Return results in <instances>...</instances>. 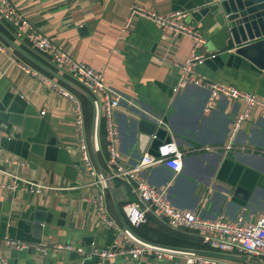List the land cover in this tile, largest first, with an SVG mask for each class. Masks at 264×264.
I'll return each instance as SVG.
<instances>
[{
  "label": "crops",
  "instance_id": "crops-1",
  "mask_svg": "<svg viewBox=\"0 0 264 264\" xmlns=\"http://www.w3.org/2000/svg\"><path fill=\"white\" fill-rule=\"evenodd\" d=\"M10 1L31 28L72 60L103 70L104 81L119 98L113 120L126 166L135 165L143 153L154 154L162 142L173 141L182 152L178 172L156 165L141 173L148 185L165 190L172 207L196 211L205 195L200 214L206 218L221 214L229 220L264 218V117L253 111L236 132L231 147L224 149L241 104L223 96L210 100L207 87L201 85L188 83L172 92L180 64L190 53V40L162 31L141 17H134L121 31L132 3L159 14L185 10L182 22L198 30L203 40L196 52L205 57L194 67L195 72L209 82L233 86L264 100V70L227 48L220 25L204 11L203 0ZM0 26L10 38L0 31L5 37L60 77L38 69L0 40L5 47L0 49V252L6 264H95L73 250L51 248L67 244L87 252L108 247L113 236L85 200L96 195L98 185L79 165L73 105L51 85L77 99L90 158L96 172L104 174L101 98L86 92L72 75L54 65L49 54L38 53L26 39L15 38L10 25L0 20ZM23 65L47 81L25 73ZM93 135L97 150L91 144ZM21 180L46 188L29 193L21 189ZM13 184L16 188L9 189ZM133 200L128 184L108 181L104 211L117 226L123 227L118 217L119 212L123 219L121 206ZM146 214L140 228L152 239L182 244L173 247L177 250L211 251L195 244L193 233L170 227L153 211ZM5 236L27 247H8L2 240ZM34 244L47 248L38 252ZM223 255L207 257L230 264H264V258L243 253ZM104 264L187 263L175 252L161 259L151 253L138 258L116 253Z\"/></svg>",
  "mask_w": 264,
  "mask_h": 264
},
{
  "label": "built area",
  "instance_id": "built-area-1",
  "mask_svg": "<svg viewBox=\"0 0 264 264\" xmlns=\"http://www.w3.org/2000/svg\"><path fill=\"white\" fill-rule=\"evenodd\" d=\"M186 14L185 10L159 14L132 3L128 7L121 31L128 28L130 21L134 17H141L155 24L162 31H171L190 40V53L180 64V74L175 86L172 88V92L189 83L207 87L210 100L223 96L240 103L242 108L236 114L228 133L227 142L223 146L224 149H229L236 132L249 119L253 111L256 110L258 115L264 117V100L233 86L209 82L195 72L194 67L201 64L205 57L196 52L198 44L203 40L198 30L182 22ZM0 20L10 25L15 38L26 39L31 48L36 52L49 54L54 65L72 75L86 92L98 94L101 98L105 139L106 172L104 174L96 172L90 158L84 133L82 112L77 99L62 88L51 85L60 95L69 99L73 105L72 126L76 134L79 165L89 177L94 178L92 183L98 185L96 195L85 200L94 206L97 219L107 229L112 231L113 236L109 246L106 248L93 247L85 252L81 248H73L67 244H54L51 246L52 249L73 250L79 253L82 259L95 260V264H104L105 260L116 253H127L131 258H138L146 253H151L156 258L161 259L163 257H171L175 252L182 254L187 264H230L216 258L197 255L190 251L173 249L137 237L132 232L131 227H138L144 221L146 213L153 211L170 227L193 233L211 251L218 253H243L257 258H264L263 217H257L254 221L245 220L242 216L229 220L222 214L213 218H206L200 214V209L207 199L205 195L200 198L199 208L196 211L176 209L167 201L164 189H157L144 181L141 176L142 171L156 165H162L174 172H178L182 152L177 149L173 141L162 142L157 145L154 154H141L135 165H125L118 147L117 131L113 120V112L118 105L119 98L112 94L110 87L104 81L103 70H95L82 62L72 60L60 47L51 42L48 37L41 35L31 28L23 14L17 10L10 0H0ZM3 45L0 42L1 50L5 48ZM21 68L25 73L47 81L43 75L33 72L26 66L23 65ZM92 105L94 110H96L95 101L92 102ZM154 137V135H151V138ZM91 144L93 149L97 150V142L94 135L91 138ZM12 162L14 163V161ZM112 179L128 184L134 195L133 201L121 206L122 216L128 229L117 226L116 222L109 219L104 211V190L107 188L108 181ZM21 182L23 183L21 189L29 193L36 194L41 189L46 188L26 180H21ZM8 188L15 189L16 184L10 185ZM2 240L4 245L11 248L24 249L27 247L26 244L12 240L6 236ZM33 248L38 252H44L47 247L34 244ZM0 264H6L1 252Z\"/></svg>",
  "mask_w": 264,
  "mask_h": 264
},
{
  "label": "water",
  "instance_id": "water-1",
  "mask_svg": "<svg viewBox=\"0 0 264 264\" xmlns=\"http://www.w3.org/2000/svg\"><path fill=\"white\" fill-rule=\"evenodd\" d=\"M203 2L204 11L210 13L219 23L221 36L228 42L227 48L231 49L233 54L248 61L254 68L264 70V0H203ZM0 40L38 69L60 78L23 52L1 32ZM222 52L226 54V50ZM118 217L123 227L128 229L119 212ZM193 252L211 257L224 256L223 253L215 251Z\"/></svg>",
  "mask_w": 264,
  "mask_h": 264
},
{
  "label": "trees",
  "instance_id": "trees-1",
  "mask_svg": "<svg viewBox=\"0 0 264 264\" xmlns=\"http://www.w3.org/2000/svg\"><path fill=\"white\" fill-rule=\"evenodd\" d=\"M0 31L4 34V35H6L7 37H9L8 36V34L4 31V29L0 26ZM10 38V37H9ZM147 215V214H146ZM146 215H145V217H146ZM140 226L141 225H139L138 227H136V228H132L131 227V230H132V232L137 236V237H139V238H141V239H143V240H145V241H149V242H153V243H157V244H161V245H164V246H172V247H183V245L182 244H179V243H177V244H175V245H169L170 243H168V244H163V243H161V242H159L158 240H156V239H152L151 237H149V236H147L146 234H145V232L140 228ZM197 239V241H196V243L195 244H198V245H200V246H205V247H207L205 244H203V243H201L200 242V239L197 237L196 238Z\"/></svg>",
  "mask_w": 264,
  "mask_h": 264
}]
</instances>
